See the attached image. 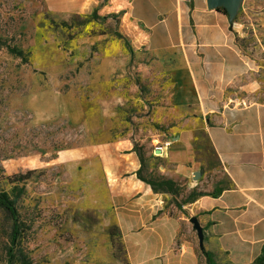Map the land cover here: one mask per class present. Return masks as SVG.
I'll use <instances>...</instances> for the list:
<instances>
[{"label": "rangeland", "instance_id": "obj_1", "mask_svg": "<svg viewBox=\"0 0 264 264\" xmlns=\"http://www.w3.org/2000/svg\"><path fill=\"white\" fill-rule=\"evenodd\" d=\"M106 1L60 19L41 0H0V194L21 225L9 260L12 219L0 206V264H77L102 235L121 256L100 148L131 147L141 176L160 179L153 58L121 29L122 0L102 10ZM232 24L237 47L264 64V0H243ZM174 194L176 205L189 195Z\"/></svg>", "mask_w": 264, "mask_h": 264}, {"label": "crops", "instance_id": "obj_2", "mask_svg": "<svg viewBox=\"0 0 264 264\" xmlns=\"http://www.w3.org/2000/svg\"><path fill=\"white\" fill-rule=\"evenodd\" d=\"M41 1L63 19L104 0ZM116 1L107 0L102 10ZM122 2L120 27L153 58L163 94L155 171L189 195L176 205V194L138 180L131 147L100 148L107 227L116 230L121 256L114 257L102 235L77 264H207L202 252L211 264H264V64L237 47L235 24L206 0ZM202 139L217 167L210 166ZM192 217L203 231L202 250Z\"/></svg>", "mask_w": 264, "mask_h": 264}, {"label": "trees", "instance_id": "obj_3", "mask_svg": "<svg viewBox=\"0 0 264 264\" xmlns=\"http://www.w3.org/2000/svg\"><path fill=\"white\" fill-rule=\"evenodd\" d=\"M218 10L226 14V12L223 9H218ZM136 154L138 156V160L140 163V168L138 169L137 174H136L138 180L148 185L153 191L166 192L172 195L174 192V186H175V184L172 181L160 180V179H145L141 176V169L143 168L144 160L140 153H136ZM213 194H215V192H213L212 195ZM199 195H204V194H201V193L197 194V196ZM0 206L10 214L11 219H12L10 242H9L10 247L7 253L8 259L11 260L13 258V254H12L13 248L16 246L17 241L20 237L21 225L18 221L17 213L12 203L4 195H1V194H0ZM202 253L206 258L207 264H211L212 263L211 256L206 252H202ZM22 264H30V263L27 261H23Z\"/></svg>", "mask_w": 264, "mask_h": 264}, {"label": "water", "instance_id": "obj_4", "mask_svg": "<svg viewBox=\"0 0 264 264\" xmlns=\"http://www.w3.org/2000/svg\"><path fill=\"white\" fill-rule=\"evenodd\" d=\"M242 1L243 0H206V3L208 9H223L228 16V22L232 24L236 15L238 14ZM194 179L195 180L198 179V174L194 175ZM189 221L192 224L193 229L196 231L199 248L202 250L203 249L202 228L200 227L196 218L192 217L190 218Z\"/></svg>", "mask_w": 264, "mask_h": 264}, {"label": "built area", "instance_id": "obj_5", "mask_svg": "<svg viewBox=\"0 0 264 264\" xmlns=\"http://www.w3.org/2000/svg\"><path fill=\"white\" fill-rule=\"evenodd\" d=\"M167 145H168V143L164 144L163 146H167ZM161 149H162V147H160V146L156 148V150H159V151H161Z\"/></svg>", "mask_w": 264, "mask_h": 264}]
</instances>
